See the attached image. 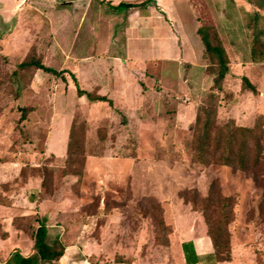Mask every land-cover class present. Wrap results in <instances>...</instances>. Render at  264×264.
Returning a JSON list of instances; mask_svg holds the SVG:
<instances>
[{
    "label": "rangeland",
    "instance_id": "1",
    "mask_svg": "<svg viewBox=\"0 0 264 264\" xmlns=\"http://www.w3.org/2000/svg\"><path fill=\"white\" fill-rule=\"evenodd\" d=\"M144 1L0 0V198L11 201L0 206V264L32 249L14 217L32 229L43 224L48 243L86 246L94 259L184 264L181 244L194 242L200 264H210L201 214L208 193L211 219L229 199L231 258L220 264H262L264 177L194 162L192 136L196 106L211 90L195 24L216 30L229 59L216 123L250 127L264 117V63L250 62L254 38L264 56V16L254 20L247 0H173L175 11L164 13L157 6L170 0H150L138 10L155 8L161 27L154 41L129 36L126 49L136 11L112 7ZM134 29L147 41L146 23ZM28 55L107 102L79 97L68 74L34 71L8 82ZM242 77L256 94L240 89ZM71 125L82 153L67 161Z\"/></svg>",
    "mask_w": 264,
    "mask_h": 264
},
{
    "label": "trees",
    "instance_id": "2",
    "mask_svg": "<svg viewBox=\"0 0 264 264\" xmlns=\"http://www.w3.org/2000/svg\"><path fill=\"white\" fill-rule=\"evenodd\" d=\"M231 1V0H229ZM150 0H145L140 4L119 3L112 7V10H128L145 7ZM249 4L256 8L253 19L260 18L259 11H264V0H247ZM264 14V13H263ZM196 35L202 46V59L205 62L203 74L211 77V90L206 95L205 100L196 106L193 118V155L192 160L200 164H214L222 167L231 168L234 171L242 173L260 171L264 177V169L262 167V159L264 155V117L262 115L255 116L250 127H242L236 125L232 121H227L222 125L216 123L218 95L224 86L225 79L230 71V64L221 40L216 30L211 26L199 25L196 29ZM253 46L250 50V62L264 63V56L259 55L256 46L260 44L258 38H254ZM34 71H41L44 74H50L56 78H63L64 74H68L76 87V93L79 97L84 96L90 102H107L103 96L93 94L78 89L74 76L67 71H56L50 67L44 66L38 59L28 55L23 61L18 63L11 72L8 82H13L15 78L22 75L31 74ZM0 82V89L3 87ZM240 89L256 94L254 86L247 78L240 79ZM21 114L20 121L25 120L24 112ZM75 127L71 125L68 142L66 145L67 161L81 155L82 150L75 141ZM75 159L70 160L69 164H73ZM76 162V161H75ZM79 173V172H78ZM77 174L79 178V174ZM228 198L221 199V203L217 208V216L211 219L205 214L207 207L211 205L209 193L204 198L205 208L201 212L203 222L207 227L206 237L209 239L212 249V258L214 263L230 262L229 236L227 232L228 224ZM0 206L10 207L11 201L0 198ZM13 227L29 236L32 242V250L34 255L29 258H22L19 254H12L5 264H39L52 263L58 261L62 255L65 246L55 240L52 243L47 242L46 228L43 224H39L32 229L25 221L24 217H14L11 220ZM184 264H198V257L194 252L191 242L181 244ZM264 257V252L262 253ZM89 261L96 259L91 256ZM114 263L130 264V262L114 258ZM258 264V263H257ZM264 264V259L262 261Z\"/></svg>",
    "mask_w": 264,
    "mask_h": 264
},
{
    "label": "crops",
    "instance_id": "3",
    "mask_svg": "<svg viewBox=\"0 0 264 264\" xmlns=\"http://www.w3.org/2000/svg\"><path fill=\"white\" fill-rule=\"evenodd\" d=\"M171 1V6L168 7H164L163 6H157V7H161L159 9V12L164 13L165 10L164 9H172L175 11L174 8V1ZM173 6V7H172ZM172 7V8H171ZM174 8V9H173ZM133 9H128L126 10L127 12L132 11ZM134 11H136L135 14H131L128 16L127 20H128V29H127V42H126V49H127V43H129V36L130 37H134L137 38L138 42H150V41H154V31H155V24L158 25L159 29L161 27L160 22L157 20L158 18V14L155 11V8H150V9H146V10H138V8H135ZM140 22H144L147 24V26L149 27V29H147V31L144 33L148 39L147 41H142L140 40V36L141 34L139 33V31H136L134 28H136L137 26H139ZM157 22V23H156ZM200 24H195V34H196V29ZM132 30L133 33H131V35H129V32ZM134 30V31H133ZM197 37V35H196ZM198 38V37H197ZM126 56L128 60H132L133 62H140L142 60H133L131 59L128 54H127V50H126ZM207 238V237H206ZM208 239V238H207ZM209 240V239H208ZM194 248V252L196 254V256L198 257V264H200V260L201 257L198 255L196 248H195V243L191 242ZM207 241H201L200 243L196 244L197 250H201L202 253L206 252L208 247H207ZM14 252V251H13ZM90 249H87L86 246L83 245H78V244H70V245H66L63 251V255L62 257L56 261V262H52V264H120V263H114L113 258L112 259H104V260H99L96 259L95 261H89L88 257L90 256ZM20 255V254H19ZM34 255V251L31 249L26 255H20L22 258H29L31 256ZM208 258H211V263L210 264H216L213 261L212 258V253H208ZM6 261H4L2 264H5ZM184 262V259H183ZM133 264V263H132ZM135 264V263H134Z\"/></svg>",
    "mask_w": 264,
    "mask_h": 264
}]
</instances>
